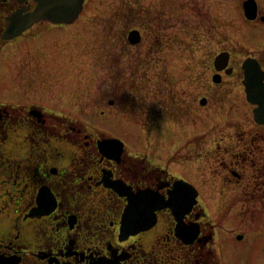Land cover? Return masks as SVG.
Here are the masks:
<instances>
[{
    "label": "rangeland",
    "instance_id": "rangeland-1",
    "mask_svg": "<svg viewBox=\"0 0 264 264\" xmlns=\"http://www.w3.org/2000/svg\"><path fill=\"white\" fill-rule=\"evenodd\" d=\"M242 1L84 0L73 22L40 21V38L23 36L8 55L36 63L31 70L38 76H25H32L28 87L49 118L55 113L76 130L115 136L130 154L152 156L192 183L217 225V264H264L263 195L251 191L244 201L237 192L245 181L234 183L225 167L243 168L250 156L242 141L250 134L264 145V125L253 120L240 67L250 51L264 60V26L248 22ZM131 27L140 28L138 44L127 39ZM223 49L232 52L234 71L218 83L213 60ZM3 75L11 79L14 71L0 64ZM0 81V101H14L13 88ZM218 176L228 184L222 197ZM166 251L168 264H180L179 252Z\"/></svg>",
    "mask_w": 264,
    "mask_h": 264
},
{
    "label": "flooded vegetation",
    "instance_id": "flooded-vegetation-1",
    "mask_svg": "<svg viewBox=\"0 0 264 264\" xmlns=\"http://www.w3.org/2000/svg\"><path fill=\"white\" fill-rule=\"evenodd\" d=\"M254 1L255 17L243 15L255 27H262L264 0ZM34 6V0H0V64L7 74L14 71L11 79L3 75L0 80L3 78L15 95L14 101H0V264H168L166 249L179 252L180 264H217L214 254L221 259L215 247L217 225L207 218L199 192L181 217L186 229L190 225L198 228L190 242L177 235V220L167 206L155 209L154 223L141 227L136 221L144 219L143 211L149 213L150 208L145 209L148 204L142 208L139 202L146 203V196L152 193L166 199L174 180L182 178L152 156L130 154L124 144L119 152L102 153L98 142L108 136L85 128L76 130L71 120L55 113L56 120L51 119V113L40 106V95L28 87L32 76H25H38L37 70H31L36 63L24 56L15 61L8 58L10 46L23 36L40 38V20L14 37L2 38L8 17L15 12L23 15ZM132 30L138 31L140 42V28L131 27L126 36ZM223 51L228 52L227 65L217 70L213 64L218 83L223 74L234 71L232 52ZM247 57L256 58L264 70L258 53L250 51L242 62ZM250 104L253 110L255 104ZM259 138V134H250L243 139L245 154L250 156L243 168L234 162L225 167L234 183L245 181L244 188L236 191L241 193L238 195L249 202L250 192L255 191L263 195V205L264 145ZM217 179L222 197L228 184L219 176ZM131 197L139 203L134 209L137 213L131 216L136 221L126 222L124 214ZM231 200L227 204L234 205ZM158 248L160 253L155 250ZM219 251L223 254L224 247Z\"/></svg>",
    "mask_w": 264,
    "mask_h": 264
},
{
    "label": "water",
    "instance_id": "water-1",
    "mask_svg": "<svg viewBox=\"0 0 264 264\" xmlns=\"http://www.w3.org/2000/svg\"><path fill=\"white\" fill-rule=\"evenodd\" d=\"M34 8L21 15L19 12L12 13L8 19V26L3 31L2 38L8 39L19 34L24 29L31 26L34 22L39 20H45L54 24L71 23L79 15L84 0H34ZM254 0H244L243 10L247 18L252 19L256 15ZM140 40V36L137 30H132L128 34V41L130 43H137ZM228 63V52L223 51L217 54L213 60L214 67L217 70L223 69ZM241 68L243 69V85L245 96L248 102L255 104L253 108V118L259 124H264V70L260 67L256 58L247 57L243 60ZM229 72V69H226ZM219 74L212 75L214 82H219ZM200 102L205 103V99H201ZM99 149L102 153L107 152H119L123 147V142L115 137H105L98 142ZM118 188V187H117ZM196 187L183 179H176L168 190V197L152 193L151 196H146L147 202H139L142 208L149 209V213L143 211L145 215L144 219L140 221L134 220L131 216L135 213V205L139 204L138 201L131 197L129 198V204L127 211H125L126 222L130 219L136 221L141 227H147L154 223V210L160 207L167 206L172 210L176 220L177 227L176 233L182 240L190 242L198 229L196 225H190L187 229L181 222V217L187 212L192 204L196 201L197 196ZM156 194V195H155ZM146 219V220H145ZM197 228V229H196ZM192 230H194L192 233ZM189 234V235H187ZM241 236H238L240 238Z\"/></svg>",
    "mask_w": 264,
    "mask_h": 264
}]
</instances>
